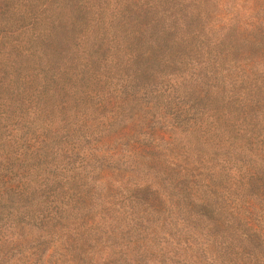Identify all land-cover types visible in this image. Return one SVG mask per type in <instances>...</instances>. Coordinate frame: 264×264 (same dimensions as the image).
<instances>
[{
	"label": "rangeland",
	"instance_id": "1",
	"mask_svg": "<svg viewBox=\"0 0 264 264\" xmlns=\"http://www.w3.org/2000/svg\"><path fill=\"white\" fill-rule=\"evenodd\" d=\"M223 1L263 25L264 0ZM187 53L145 80L101 81L77 114L0 116V264H215L194 234V172L219 151L221 112L263 96L264 52L218 70Z\"/></svg>",
	"mask_w": 264,
	"mask_h": 264
},
{
	"label": "trees",
	"instance_id": "2",
	"mask_svg": "<svg viewBox=\"0 0 264 264\" xmlns=\"http://www.w3.org/2000/svg\"><path fill=\"white\" fill-rule=\"evenodd\" d=\"M219 2L194 0L193 10L165 7L178 0H0V116L77 114L101 81L145 80L189 47L215 70L240 59L252 68L264 23L233 20ZM243 100L237 114L218 116L207 143L219 151L194 172V234L215 264H264V94Z\"/></svg>",
	"mask_w": 264,
	"mask_h": 264
}]
</instances>
